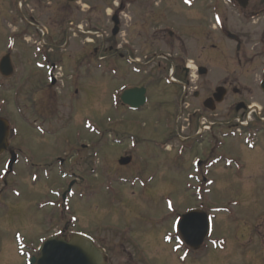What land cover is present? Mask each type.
<instances>
[{
	"label": "rangeland",
	"instance_id": "374dc122",
	"mask_svg": "<svg viewBox=\"0 0 264 264\" xmlns=\"http://www.w3.org/2000/svg\"><path fill=\"white\" fill-rule=\"evenodd\" d=\"M22 1L0 0V60L12 53L17 69L10 79L0 74V113L11 119L10 139L13 143L15 138L13 146L28 159L8 172L9 158H0V178L11 174L5 190L0 182V264H27L48 235L63 226L56 213L58 209L61 215L60 207L49 206L61 203L54 193L65 187L66 180L58 173L60 163L51 167L60 157L65 160L64 172L101 179L92 191L96 196L82 198L85 179H79L73 190L69 204L78 231L96 235L109 228L102 237L116 243L120 236L110 225L126 219L131 207L139 214V230L154 231L159 239L169 232L168 227L159 228L169 218L167 202L176 210L170 224L178 213L186 215L201 204L214 215L212 238L218 250L188 264H264V137L254 150L243 147L244 138L218 135L217 143L213 134L182 143L178 138L180 134L183 138L182 131L159 125L149 112L118 113L116 96L126 81L116 80V46L133 45L134 0H84L74 14L59 9L55 29L49 23L51 13L39 8L44 21L40 31L32 22L35 7ZM34 1L50 7V12L53 3L63 5L62 0ZM121 4L123 12L118 11ZM117 12L122 33L113 36ZM41 41L45 47L37 48ZM53 67L60 71L55 86L49 79ZM213 69L217 77L226 74L225 67ZM244 74L234 67L238 86L249 89L251 83L241 79ZM249 90L254 97L250 103L264 106L260 89ZM76 145L78 151L68 154ZM125 152L137 160L123 169L118 159L128 156ZM229 161L238 166H228ZM212 162L220 165L213 174H200L201 167L196 173L198 163L206 169ZM122 231L128 236V230Z\"/></svg>",
	"mask_w": 264,
	"mask_h": 264
},
{
	"label": "flooded vegetation",
	"instance_id": "af4514ba",
	"mask_svg": "<svg viewBox=\"0 0 264 264\" xmlns=\"http://www.w3.org/2000/svg\"><path fill=\"white\" fill-rule=\"evenodd\" d=\"M32 1L25 0V3L30 2L35 7L32 9L31 15L35 16L32 22L36 31H40L39 25L44 21L40 20L43 18L39 8L51 13L49 23L53 22L55 29L58 10L74 14L84 0L78 3L62 0L61 6L58 2L53 3L51 12L50 7L42 8L39 2ZM186 3V0H134L133 45L131 49L129 46H116V80L126 81V85L121 86L122 90H118L116 110L119 114L124 111L128 115L149 112L159 125L174 126L182 131L183 138L181 134L180 138L184 143L209 134H213L217 143L218 135L223 139H236L239 138L237 131L242 130L249 139L242 144L243 147L248 149L246 142L250 139L256 146L264 137V106L261 113L250 109V98L254 97H251L249 89H260L264 97V0H190L189 7ZM121 8L122 12L124 6ZM121 29L122 21L119 20L118 36ZM236 66L245 73L241 79L251 83L247 85L249 89L238 86L234 75ZM213 67H225V76L217 77ZM132 89L146 90V103L137 111L122 100L124 93ZM40 113L38 109L37 114ZM0 118L9 124L8 150L0 154V158L10 157L12 151L20 158L22 150L13 146L15 138L13 143L10 139L12 121L3 113H0ZM249 120L251 122L245 126ZM124 155L129 154L125 152ZM131 157L133 161L128 167L134 165L135 159ZM8 175L0 178L3 186L8 185ZM65 175L73 178L63 194L70 184L72 190L78 185L75 173L65 172ZM85 184L84 199H87L93 196L91 192L98 189L99 183L85 179ZM68 215L66 211L62 216L64 225L60 233L64 236L76 233L68 222ZM125 215L126 219L110 225V230L120 236L116 243L102 237L101 233L109 228L96 235L85 233L104 250L109 264H116L115 261L120 259L123 264H187V260L182 259L183 255L186 254L189 262L194 263L199 262L197 258H202V254H207V242L201 250L194 251L180 235L173 234L169 218L159 224V228L168 227L169 232L158 239L154 231L139 230V214L134 209H126ZM123 229L128 230V236ZM132 233L134 239L131 238Z\"/></svg>",
	"mask_w": 264,
	"mask_h": 264
},
{
	"label": "water",
	"instance_id": "95a60500",
	"mask_svg": "<svg viewBox=\"0 0 264 264\" xmlns=\"http://www.w3.org/2000/svg\"><path fill=\"white\" fill-rule=\"evenodd\" d=\"M77 2L79 0H67ZM116 28L114 35L118 30V20L114 19ZM0 73L9 78L14 73L11 56L7 55L0 63ZM264 88V83L262 85ZM146 91L144 89L128 90L122 96L123 102L132 109H140L146 103ZM9 128L7 123L0 119V154L7 150V137ZM17 162V157L12 154L9 163V169H12ZM131 158L120 160L122 166L129 165ZM180 232L186 241L194 249L201 247L210 232V221L206 213L200 211L191 212L183 217L180 224ZM30 264H108L104 252L97 248L90 239L82 235H75L70 240L66 237L55 236L45 242L39 255L32 258Z\"/></svg>",
	"mask_w": 264,
	"mask_h": 264
},
{
	"label": "snow or ice",
	"instance_id": "6c2138e0",
	"mask_svg": "<svg viewBox=\"0 0 264 264\" xmlns=\"http://www.w3.org/2000/svg\"><path fill=\"white\" fill-rule=\"evenodd\" d=\"M186 2H190V0H186Z\"/></svg>",
	"mask_w": 264,
	"mask_h": 264
}]
</instances>
